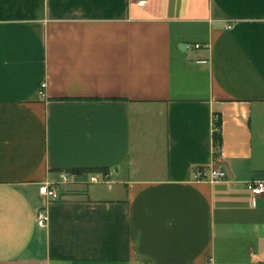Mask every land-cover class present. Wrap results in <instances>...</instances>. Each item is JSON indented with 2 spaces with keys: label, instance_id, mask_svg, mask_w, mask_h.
<instances>
[{
  "label": "crops",
  "instance_id": "0c3cea01",
  "mask_svg": "<svg viewBox=\"0 0 264 264\" xmlns=\"http://www.w3.org/2000/svg\"><path fill=\"white\" fill-rule=\"evenodd\" d=\"M254 178L264 0H0V264H264Z\"/></svg>",
  "mask_w": 264,
  "mask_h": 264
},
{
  "label": "built area",
  "instance_id": "2783aa9c",
  "mask_svg": "<svg viewBox=\"0 0 264 264\" xmlns=\"http://www.w3.org/2000/svg\"><path fill=\"white\" fill-rule=\"evenodd\" d=\"M137 3L141 6H144L148 0H136ZM230 27V26H228ZM196 48L201 47V44H195ZM46 83H42L41 85V94L45 95ZM219 116H215V131H219ZM220 152V148L215 149L213 157L211 161L204 165L196 167L193 178L197 181H209L215 182L220 180L227 179L228 175L226 170L218 164V155ZM87 176L91 183H100V182H107L108 181V173H104L102 171H88ZM80 173H62V179L64 182H69L76 178ZM246 187L255 195H261L264 193V179H250L246 181ZM40 192L42 196L45 198L46 202H50L53 200H57L61 197V192L59 186L53 183H44L41 185ZM36 222L37 225L40 227H47L49 223V214L47 211L46 206L39 208L37 215H36Z\"/></svg>",
  "mask_w": 264,
  "mask_h": 264
},
{
  "label": "trees",
  "instance_id": "16d2710c",
  "mask_svg": "<svg viewBox=\"0 0 264 264\" xmlns=\"http://www.w3.org/2000/svg\"><path fill=\"white\" fill-rule=\"evenodd\" d=\"M220 127V123L218 124ZM221 130V129H220ZM215 131L214 132V144H215V148H221V141H222V136H221V131ZM88 171H102L104 173H108V170L105 168H101V169H86V170H77L75 172L77 173H82V172H88Z\"/></svg>",
  "mask_w": 264,
  "mask_h": 264
},
{
  "label": "water",
  "instance_id": "95a60500",
  "mask_svg": "<svg viewBox=\"0 0 264 264\" xmlns=\"http://www.w3.org/2000/svg\"><path fill=\"white\" fill-rule=\"evenodd\" d=\"M184 46H185L184 44L181 45L182 48H183Z\"/></svg>",
  "mask_w": 264,
  "mask_h": 264
}]
</instances>
